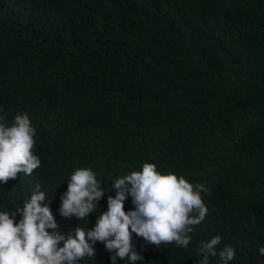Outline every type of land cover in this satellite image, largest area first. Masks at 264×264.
Instances as JSON below:
<instances>
[{"label": "trees", "instance_id": "obj_1", "mask_svg": "<svg viewBox=\"0 0 264 264\" xmlns=\"http://www.w3.org/2000/svg\"><path fill=\"white\" fill-rule=\"evenodd\" d=\"M24 112L41 165L0 184V211L31 184L65 192L76 168L108 190L151 162L215 192L187 249L134 236L138 264H196L216 235L230 264H264V0H0V124ZM96 212L71 229L93 228ZM94 247L77 264H111Z\"/></svg>", "mask_w": 264, "mask_h": 264}, {"label": "clouds", "instance_id": "obj_2", "mask_svg": "<svg viewBox=\"0 0 264 264\" xmlns=\"http://www.w3.org/2000/svg\"><path fill=\"white\" fill-rule=\"evenodd\" d=\"M35 135L26 112L17 113L10 126L0 124V184L11 186L19 173L29 176L41 165L33 151ZM71 173L65 192L58 190L61 184H31L30 197L22 206L0 211V264H77L95 256L97 242L111 253V264H138L143 256L136 250L134 236L157 247L174 243L187 249L193 226L211 213L212 186L174 172L163 173L151 162L113 179L108 190L91 168ZM129 198L132 207H124ZM52 205L60 206L61 216H74L68 225L58 227ZM96 210L94 227L81 228ZM72 224L79 225L71 229ZM64 227L71 230L61 232ZM220 243L219 235L202 242L196 264H210V258L216 257L218 264H230L235 248L218 249ZM257 252L264 257V245Z\"/></svg>", "mask_w": 264, "mask_h": 264}]
</instances>
